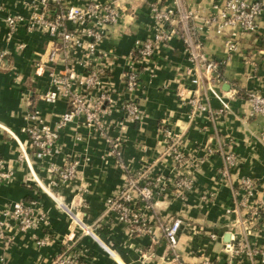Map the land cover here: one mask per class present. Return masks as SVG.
I'll list each match as a JSON object with an SVG mask.
<instances>
[{"label":"crops","instance_id":"1","mask_svg":"<svg viewBox=\"0 0 264 264\" xmlns=\"http://www.w3.org/2000/svg\"><path fill=\"white\" fill-rule=\"evenodd\" d=\"M226 1L64 0L69 6L95 2L117 8V21L104 28V36L96 46L94 66L103 76L93 88L89 102L101 90L116 94L110 113L103 119V129L86 126L81 121L69 123L59 131L54 153L38 160L22 129L35 120L30 116L33 112L53 127L67 109L63 99L52 104L42 99L52 87L49 76L52 68L44 64L46 56L58 44L41 30L25 27L37 0H0V52L4 54L0 60V160L13 166L12 178L0 182V209L17 201L34 202L44 219L25 233L11 227L5 229L11 241L0 239V262L51 264L71 246L82 251L81 264H199L203 260L226 264L222 250L239 222L240 215L233 210V197L240 181L249 178L257 183L255 200L264 198V142L260 137L264 116L252 114L244 97L251 91L264 95V46L259 39L264 32V0H260L263 8L254 33H245L238 26L218 33L215 24L204 29L203 18L218 14ZM152 6H182L196 15L194 25L203 52L221 62L218 81L211 83V90L204 78L187 72L191 64L179 35L159 47L148 70L131 59L133 49L152 38L158 27L151 15ZM7 16L22 19L11 35L5 25ZM69 28L74 29L80 40L73 54L82 57L88 40L79 34L80 28ZM225 41L232 42L234 49L228 50ZM57 54L60 56L61 51ZM129 66L138 69L139 85L136 90L126 92L124 72ZM230 90L237 92L232 98L228 97ZM118 93L137 102L140 109L137 122L123 114ZM194 94L212 110L225 103L228 111L211 118L197 114L190 119L185 101ZM164 129L181 137L183 153L194 162L179 168L192 180L193 190L183 197L169 199L163 194L157 198L151 211H143L146 217L143 231L131 232L107 212V200L123 186L126 171L149 167L153 174L163 176L177 171L164 154L167 141ZM113 139L120 141L118 158L108 151L107 140ZM19 145L29 156L36 178L46 188L50 181L49 166H62L74 158L80 160L76 179L67 185L51 186L47 193L42 191L29 180L27 166L19 160ZM228 151L237 163L228 177L222 178V155ZM172 217L182 220L176 259L170 256L162 233V225ZM85 226L91 230L90 234L83 231ZM258 231L247 229L243 235L249 241L257 237L261 243ZM211 233L216 238H210ZM39 240L45 243L39 245Z\"/></svg>","mask_w":264,"mask_h":264},{"label":"built area","instance_id":"2","mask_svg":"<svg viewBox=\"0 0 264 264\" xmlns=\"http://www.w3.org/2000/svg\"><path fill=\"white\" fill-rule=\"evenodd\" d=\"M56 7L51 11L50 7ZM263 2L260 0L248 2L246 0H227L218 14L203 18L202 26L209 29L217 25V32L225 28L238 26L245 33H254L257 29V20L261 14ZM151 15L158 27L152 38L138 44L131 52V59L136 64L148 70L154 55L159 47L164 46L174 36H180L187 60L191 64L187 72L195 73L205 79L208 86L217 82L221 62L211 59L202 49L197 37V27L194 25L196 15L182 6L174 7H151ZM118 10L110 4H97L89 2L83 6H69L64 0H37L34 12L25 22L27 30L39 29L46 34L51 42H56L58 47L49 50L46 56L47 66L52 68L49 73L52 87L43 95L45 103L52 104L58 99L66 101L67 109L58 116L55 125L50 127L38 118L37 112L31 117L35 120L22 129L26 134L32 149L33 156L43 160L51 156L55 149L54 144L58 138L59 131L69 123L81 121L89 127L103 129V119L108 115L113 106L114 91L101 90L96 99L90 103L93 88L100 83L103 76L102 71L97 70L94 61L97 57L96 46L103 38V30L109 24L117 21ZM22 22L19 17L7 16L5 25L8 34L11 35ZM69 26L81 29L80 35L88 41L82 57H75L74 48L79 45L80 40L74 29ZM200 29V28H199ZM260 41L262 39L259 36ZM261 42H264L261 41ZM228 50L234 49V44L225 41ZM61 51L58 56L57 51ZM263 53V52H262ZM0 52V60L3 57ZM41 64H38L37 69ZM139 85V71L134 66H129L124 72V88L126 92L134 91ZM119 94V93H118ZM121 97V110L126 118L137 122L140 117V109L137 102L127 97ZM237 94L236 90H230L228 97L232 98ZM122 95V96H121ZM250 104L251 112L254 115L264 116V95L251 91L244 96ZM188 107V118L194 119L197 114H205L207 117L219 115L228 111V106L222 103L218 110H212L207 102H204L197 94L188 97L185 101ZM166 136V147L164 154L168 156L177 171L171 176L153 174L149 167L141 168L135 172L126 171V178L123 186L115 196L107 200V212L114 218L130 228L131 232H142L146 223L143 211H151L154 201L165 194L166 198L183 197L193 190V182L187 173L180 172L179 168L193 165L194 162L187 157L181 149V137L172 134L169 129H164ZM12 135V134H11ZM13 138H15L12 135ZM261 140L264 142V130L261 133ZM16 140V139H15ZM119 139L107 140L108 151L111 156H119ZM19 160L24 162L29 173V180H32L42 191L49 192V187L63 186L71 183L77 177V170L80 165L79 159H70L64 165H50L49 183L47 188L36 178L31 161L22 145H19ZM222 168L220 175L227 178L229 170L235 166L236 159L232 152L222 155ZM117 164L123 167L117 159ZM11 163L0 160V182H7L13 176ZM31 182V181H27ZM259 186L249 178H243L238 186V191L233 197V210L239 216V222L229 240L223 246V253L226 255V264H264V246L259 247L249 242L243 235L247 229H252L256 222L261 221L260 229L264 230V201L255 200ZM206 197L210 195L205 194ZM34 202L25 203L22 201L13 202L7 207L0 209V239L11 241L6 236L5 229L11 227L17 232L25 233L41 222L43 216L36 210ZM230 211V210H229ZM182 226L179 217H172L162 225L163 237L167 243L170 256L177 258L175 252L178 236ZM85 233H91L88 227H83ZM210 238H216L214 233L209 234ZM9 239V240H7ZM44 244L43 240L37 242ZM82 251H76L71 246L64 253L57 255L51 264H81ZM0 264H4L3 261ZM199 264H215L212 261L203 260Z\"/></svg>","mask_w":264,"mask_h":264},{"label":"rangeland","instance_id":"3","mask_svg":"<svg viewBox=\"0 0 264 264\" xmlns=\"http://www.w3.org/2000/svg\"><path fill=\"white\" fill-rule=\"evenodd\" d=\"M259 36L262 37L261 41H263L264 40V32L261 35H259ZM262 43H263V46H264V42H262ZM262 200L264 201V198H262ZM260 223H261V221L256 222V224L253 226V228L259 229L258 233L261 236V238H260V242L261 243H259L257 237L251 239L249 242L253 243V245L256 244V246L263 247L264 246V230L260 229ZM262 224H264V220L262 221ZM259 264H261V262Z\"/></svg>","mask_w":264,"mask_h":264},{"label":"trees","instance_id":"4","mask_svg":"<svg viewBox=\"0 0 264 264\" xmlns=\"http://www.w3.org/2000/svg\"><path fill=\"white\" fill-rule=\"evenodd\" d=\"M50 10L54 12V11H56L57 9H56V7H54V6H51V7H50Z\"/></svg>","mask_w":264,"mask_h":264}]
</instances>
